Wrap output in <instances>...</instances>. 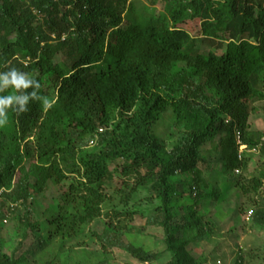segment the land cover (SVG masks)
<instances>
[{"label": "trees", "instance_id": "trees-1", "mask_svg": "<svg viewBox=\"0 0 264 264\" xmlns=\"http://www.w3.org/2000/svg\"><path fill=\"white\" fill-rule=\"evenodd\" d=\"M129 1L0 0V72L15 67L40 84L27 110H9L0 127V222L24 208L25 232H45V252L102 220L104 235L90 232L89 239L105 253L120 245L114 222L132 232L141 214L164 229L171 264H199L187 247L207 232L198 215L204 146L217 142L224 171L244 172L233 185L255 204L252 228L264 231V147L262 166L250 172L251 159L239 160L234 135L239 130L251 148L263 136L248 119L264 103V0H166L174 2L169 17ZM189 32H221L235 42L223 58H205ZM178 174L193 176L188 196L196 195L177 226L182 236L172 227L173 203L185 197L172 181ZM143 192L150 197L141 211L135 203ZM40 200L48 203L45 219L32 223ZM129 252L139 264L163 257ZM238 252L233 264L264 262V250ZM23 256L0 252V264H23Z\"/></svg>", "mask_w": 264, "mask_h": 264}, {"label": "rangeland", "instance_id": "rangeland-1", "mask_svg": "<svg viewBox=\"0 0 264 264\" xmlns=\"http://www.w3.org/2000/svg\"><path fill=\"white\" fill-rule=\"evenodd\" d=\"M255 106L257 110L255 113L251 112L248 125L251 131L264 132V103H258ZM164 129L160 128V134L166 138L168 131ZM216 143L211 147L210 144L207 148L203 147L207 164L200 163L198 166L201 174L198 187L203 193L202 202L198 205V215L202 216V224L207 226V232L202 236L199 235L196 242H189L187 249L199 264H213L218 260L225 264H233L237 258V249L240 247L256 249L261 253L264 250V231L253 229L251 221L247 218L255 210L252 206L255 204L241 199L233 185L242 172L235 174V170L224 171L222 155L214 149ZM262 162L263 158L260 155L254 156L249 165L250 172L255 168L260 169ZM192 180L193 176L183 174H178L172 180L185 194L184 198H177L172 206L173 213L176 215L172 227L177 236L183 235L182 231L177 230V226L184 223L185 217L189 215L187 207L195 201L193 196H188L192 189L189 186ZM215 192L217 196H214ZM148 197L150 195L147 192L141 193L136 198L135 208L141 211L146 209L149 206L146 201ZM156 204L157 201L153 203V206ZM47 205L45 200L38 202L31 217L32 223L45 219ZM25 216L23 208L19 209L15 215L6 218V222H0V252L11 258H20L24 255L26 258L23 264H100L101 261L109 264H127L128 262L139 264L129 252V250L139 248L154 254L162 253V259L152 264H171L172 261L171 255L166 252L164 229L159 225L150 224L147 216L143 217L141 214L131 223L134 227L132 232L119 228V225L114 222L112 234L115 235L116 243L120 245H118L119 248H106L105 253L102 250V244L96 238L89 239L90 232L104 235L107 226L102 220L94 222L83 235L73 242L63 244L62 241H54L55 246L51 245L48 250L42 252L39 248V238L46 236V233H40L36 229L25 232L23 222ZM160 220L163 221V218ZM195 233V230L190 231L186 236L191 238L196 235ZM63 246L65 247L62 248ZM260 264L264 262L260 261Z\"/></svg>", "mask_w": 264, "mask_h": 264}, {"label": "clouds", "instance_id": "clouds-1", "mask_svg": "<svg viewBox=\"0 0 264 264\" xmlns=\"http://www.w3.org/2000/svg\"><path fill=\"white\" fill-rule=\"evenodd\" d=\"M131 1L132 0H130L129 2ZM141 1L144 2L148 6V8H150L153 12H155V14L166 15L167 17H169V3H174L173 1L167 3L166 0H141ZM153 1L156 2L153 3ZM199 25L201 29L202 22L199 23ZM182 29H180L179 31L186 30V27ZM189 33L191 34L190 37L193 38L195 41V51L198 50L199 52H201L205 56V58L213 57V56L223 58L224 56H226L225 50L227 45L235 42L233 38H231V40L228 41L222 39L221 36H225V35L222 34L221 32L219 33L220 35L219 34L206 35L203 32H201L198 35H193V33L191 32ZM52 38L53 40H55L54 36H52ZM65 40H66V36H62L61 41H65ZM107 45L108 44H106V47ZM108 67L111 68L109 64ZM39 88H40V84L38 81L29 78L27 73H24L16 69L15 67H12L7 71L0 72V127H4L5 125L8 124L9 110L13 112L26 111L29 102L37 98L36 90ZM8 89H11L12 91L8 94H4L5 91ZM29 89H32V91L29 92L28 91ZM103 130L104 128H99L98 133L99 134L103 133ZM234 135L238 149V157L240 161L244 160L247 157L253 160V157L256 155L258 156L260 155L261 157V151L264 147V132L259 144L253 148L249 147L242 140V133L239 130H236ZM240 171L242 172V175H244V172L240 168L235 169V174L239 173ZM195 196L193 195V197ZM261 202L264 204V196L262 201L258 200V204H260ZM15 207H19V206L12 204V209ZM247 218L249 221H251L253 219V212H251L247 216ZM6 221L7 219L4 220V222ZM242 248L243 247L237 249V253H238L236 254L237 258H239L241 255V253H239L238 250ZM218 261L217 262L215 261V263L213 264H217Z\"/></svg>", "mask_w": 264, "mask_h": 264}, {"label": "built area", "instance_id": "built-area-1", "mask_svg": "<svg viewBox=\"0 0 264 264\" xmlns=\"http://www.w3.org/2000/svg\"><path fill=\"white\" fill-rule=\"evenodd\" d=\"M244 148V147H243ZM217 264H223V262L222 261H218V263Z\"/></svg>", "mask_w": 264, "mask_h": 264}]
</instances>
